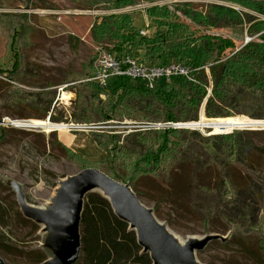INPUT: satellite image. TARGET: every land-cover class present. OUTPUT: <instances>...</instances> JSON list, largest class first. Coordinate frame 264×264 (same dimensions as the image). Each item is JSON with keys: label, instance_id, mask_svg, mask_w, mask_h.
<instances>
[{"label": "rangeland", "instance_id": "rangeland-1", "mask_svg": "<svg viewBox=\"0 0 264 264\" xmlns=\"http://www.w3.org/2000/svg\"><path fill=\"white\" fill-rule=\"evenodd\" d=\"M3 1L9 7L7 9L0 8V15L28 14L32 16L34 30L31 38L32 46L25 51L27 64L24 67V72L26 76L24 80L16 83L25 92V95H19L24 100V104L13 100L12 83L9 84L0 74V129H12L8 135L0 137V201L8 207V204H12L14 208L12 216L17 215L16 213L26 216L37 210L53 213L58 206L56 196L62 183L84 170L81 162L79 164L66 157L60 144L71 149L93 167L99 162L111 160L113 155L108 151L109 148H113V143L111 144L108 139L103 138L102 149L99 147V142L96 141L98 133L115 134L125 145H132L134 137L150 131L152 124H164V120L161 119L166 113L165 108L157 101L154 103L145 101L138 107V111L147 116L144 121L137 122L126 119L124 123L115 121L98 123L92 129H81L75 124L78 90L75 87H68L71 84L68 80H73L74 75H84L83 66L95 61L98 48L107 51L108 47H113L110 44L99 45L93 42L91 27L95 21L112 13H128L134 18L133 27L137 31L145 33L148 38H152L157 33V27L147 17L145 11L154 6L168 5L172 14H169L166 20L160 21L159 19L157 21L159 27L162 26L161 33L167 31L170 22L179 21L191 29L192 34L187 33V35L192 37L212 35L222 39L227 38L233 40L237 47H241L256 39V36L251 37L250 35V26L236 28L223 25L217 29L206 30L204 27L194 25L188 18L177 12L175 5L191 3L197 10L204 12H207L210 5H224L264 20V16H258L253 10L243 8L239 4L241 0H133V6L121 11H108L104 7H95V9L89 10L83 4L71 0ZM154 13L163 18L162 13L158 11ZM0 20L3 26L10 28L12 22L9 19L1 18ZM12 31H14L13 35L19 34L13 28ZM8 45L0 40V70L5 73L11 72L17 62L16 55L20 52L19 45L14 44L15 48H11L9 43ZM227 53L231 55L229 51ZM130 56L144 64H159L157 61L151 62L143 50L134 51ZM209 73L207 69L205 73L207 77H202L201 81L206 82L207 79L210 82ZM192 79L196 84L198 79L193 77ZM51 84L56 85L49 87ZM116 87L114 85L108 91L107 96L104 94L101 97L102 100L113 99ZM212 89L213 84L210 82L209 96ZM54 91H56L55 102L50 115L55 122L52 120L50 122L54 126H63L65 129L57 128L55 137H51L52 133L47 130L39 132L14 128L12 121L33 120L48 123L49 117L39 120L38 116L42 112L43 101L50 99L47 93ZM230 91L233 96L237 97V110L240 114L230 107L235 116L226 117V119L237 118V121H233L235 123L256 121L263 123L261 127H264V118L252 119L249 116H264V96L256 90L240 86H231ZM98 105V101L93 104L95 108ZM147 106L150 107L146 108ZM144 108L145 110H143ZM200 111L199 120L203 117L208 120L215 119L207 118L203 108ZM175 112L181 115L179 111ZM186 130L188 132L182 134V139L187 141L190 150L187 149L181 153L174 163L172 169L175 171L172 178L163 176L156 179L154 177L142 179L137 185V191L141 195L139 198L168 228L169 231H167L171 235H175L184 242L188 238L200 237L205 238V241L210 240L206 244L204 241L201 244L203 248L196 252L198 264H249L232 248H226L223 245L230 234V232L229 234L225 233L227 224H230L234 229L238 225L244 224L250 230H259L262 233V245L264 246V213L260 219L257 214L259 210L264 211V193L262 181L259 178L263 169L264 152H252L249 156L243 157L244 159H240L238 156L225 157L218 153L217 141L212 139L214 136H223L224 134H214L199 128H186ZM244 131L255 132L264 131V129L259 126H241L240 129L231 131L229 134ZM67 133L74 136L72 145L66 143ZM243 139L254 143V139L247 135H244ZM254 144L264 150V135L255 137ZM214 158L217 160L212 162ZM96 167L98 168V165ZM97 170L105 172L103 167ZM199 181L210 184L213 193H202L194 189L189 194L188 201H185L184 205L180 204L174 197L177 185L194 183L195 188V183ZM221 182L226 184L227 191H231L226 201L220 200L225 198L224 192L220 191V195H216L218 190L215 187ZM233 200L237 202L233 203ZM223 203L228 204L227 208H224ZM236 204H238V213L235 214L237 212L236 207L234 208ZM210 207L218 208L222 216L221 220L214 219L208 224L210 231L206 233L202 221L204 217H209L208 209ZM232 208L234 209L232 210ZM234 218L235 220H233ZM229 219H232V222L228 221ZM37 225L38 232L36 234H32L30 228L22 229L17 226L13 228L14 235H10V238L15 250L14 253L0 256L5 264H33L29 255L35 251L41 252L47 260L61 257L62 248L58 245L60 237L57 232L47 228L44 224ZM4 231H0V236L8 234V231ZM215 240L218 243L213 244L212 242Z\"/></svg>", "mask_w": 264, "mask_h": 264}, {"label": "trees", "instance_id": "trees-1", "mask_svg": "<svg viewBox=\"0 0 264 264\" xmlns=\"http://www.w3.org/2000/svg\"><path fill=\"white\" fill-rule=\"evenodd\" d=\"M71 1L83 4L89 10H93L95 7H104L108 11H121L134 5L133 0ZM239 4L247 10H253L258 16H264V0H241ZM8 7L6 2L0 0L1 9H7ZM169 9L170 6L166 5L162 7L154 6L145 11L147 17L157 27V33L152 38L141 35V32L133 27L134 18L131 14L112 13L101 20L95 21L91 27L92 40L99 45L110 44L113 47H108L107 51L115 54L132 55L134 51L143 50L145 56L151 62L157 61L159 65H167L173 62L183 65L189 69L193 78L198 79L197 83L195 84L184 77L173 78L168 83L164 81L159 83L157 89L150 91L140 81L132 82L128 79L125 81L117 79L111 80L108 89L103 90L99 86L86 81L89 76L96 72L94 61H91L83 66L84 75H74L73 80H68L71 83L68 87H75L78 90L76 116L74 118L76 125L94 126L98 123H110L112 121L124 123L126 119L137 122L144 121L147 116L138 111V107L145 101H151L152 103L157 101L164 106L166 113L161 119L164 120V123L197 122L201 119L206 123L237 121V118L226 119V117L235 116L230 107L240 114L237 110V97L233 96L230 91L231 86L256 90L264 96V20L224 5H210L207 12L197 10L191 3L175 5L177 12L188 18L194 25L204 27L206 30L217 29L223 25L236 28L250 26V35L251 37L256 36V39L237 47L233 40L227 38L222 39L212 35H195L193 37L187 35V33L192 34L191 29L179 21L170 22L167 31L161 33L160 30L163 29L162 26L159 27L157 21L159 19L160 21L166 20L169 14H172ZM155 11L162 13L163 18L156 16ZM1 18L9 19L12 23L9 28L3 26L0 20V40H3L6 45L9 43L11 48L19 45L20 52L16 55L17 62L11 72L5 73L0 70V74L9 84L12 83L13 100L24 104V100L19 95H25V92L17 84L24 80L26 76L24 72V67L27 64L25 51L32 46L31 38L34 33L32 16L25 13L23 15L2 14L0 15ZM12 28L19 34L13 35ZM227 51L231 55H228ZM207 69L210 72L209 81L213 84L210 96L208 94L210 82L207 79L206 82L201 81L202 77L206 76ZM113 84L117 86L114 90L116 92L114 98L107 101L102 100L101 97L104 94L108 95V91L114 86ZM54 85L51 84L49 87H54ZM47 94L50 99L48 101L42 99L44 100L43 108L38 118L39 120H45L49 117L50 120L55 122L50 114L55 102L56 91ZM97 101L99 105L95 108L93 104ZM148 107L150 106L146 108ZM202 108L207 118L215 119L208 120L203 117L199 120ZM175 111H179L181 115H178ZM249 116L252 119L264 118L261 115ZM0 131V137H5L12 129L2 128ZM184 132H188V130L169 128L147 131L135 136L132 145H125L121 142L120 137L115 134L98 133L96 141L99 142V147L101 148L103 138L108 139L111 144L113 143V148L108 150L113 155L111 160L99 162L93 167L71 149H67L60 142L58 144L63 147L66 157L75 160L79 164L81 162L84 170L86 168L96 169L97 165V169L103 167L105 173L112 179L114 178L125 185L129 184L139 198L141 195L137 191V185L142 179L149 177L156 179L163 176L172 178L175 171V169H172L174 163L181 153L190 148L187 141L182 139ZM55 135L56 133H52L51 137H55ZM244 135L254 139L255 143V137L264 135V131L234 132L223 136H214L212 139L217 141L218 153L225 157L238 156L241 159L255 151L264 152L256 144L243 139ZM216 160L217 158H214L212 162ZM262 167L259 178L262 181L264 193V161ZM196 183L195 188L194 183L177 185L174 197L178 199L180 204L184 205L185 201H188L189 194L194 189L202 193H213L210 184L200 181ZM215 188L218 190L216 192L218 196L220 191L224 192L223 196L225 198H221V201H226L228 195L231 194V191L226 190V184L223 182ZM232 202L236 203L237 201L233 200ZM223 204L224 208H227L228 204ZM8 205L9 207L0 201V231H8V234L5 233L0 236V256L14 253L15 248L12 245L10 235H14L13 228L15 226L22 229L30 228L32 234L38 232V225L31 219L20 213L12 216L14 208L12 204ZM235 207L237 209L238 204ZM208 211L210 212L209 217H204L202 221L206 233L210 231L208 224L214 219L221 220L222 216V213L216 207H210ZM236 213H238V209ZM263 213V210L258 211L259 219ZM82 214L80 226L82 253L76 264H153L151 255L143 251L140 246L136 232L113 212L110 202L101 193H89L85 197ZM228 221L232 222V219ZM238 226L234 229L230 224H227L225 233L229 234L230 232V234L223 246L232 248L237 255L249 264H264L262 233L259 230H250L244 224ZM212 243L218 242L215 240ZM29 256H31L33 264H42L47 260L45 255L37 251L31 252Z\"/></svg>", "mask_w": 264, "mask_h": 264}, {"label": "water", "instance_id": "water-1", "mask_svg": "<svg viewBox=\"0 0 264 264\" xmlns=\"http://www.w3.org/2000/svg\"><path fill=\"white\" fill-rule=\"evenodd\" d=\"M48 124H51L50 118ZM14 128L25 130L18 126ZM27 130L45 131L44 127L34 126ZM50 132L55 133L57 130L51 129ZM61 186L56 198L58 206L53 213L37 210L26 215L33 222L55 230L60 237L58 245L62 248L61 257L48 259L42 264H76L80 260V226L85 197L94 192L108 199L113 212L136 232L140 246L151 255L153 264H198L196 252L203 248L201 244L206 239L200 237L195 238V241L188 238L184 250L179 251L165 234L168 228L141 202L129 184L118 182L100 170L86 168L66 179ZM0 264H5L1 257Z\"/></svg>", "mask_w": 264, "mask_h": 264}, {"label": "built area", "instance_id": "built-area-1", "mask_svg": "<svg viewBox=\"0 0 264 264\" xmlns=\"http://www.w3.org/2000/svg\"><path fill=\"white\" fill-rule=\"evenodd\" d=\"M141 35L145 36L146 34L141 33ZM97 52L98 53L94 61V69L96 72L89 76L86 81L99 86L103 90L108 89L111 80L117 79L124 81L128 79L132 82L140 81L150 91L157 89L159 83L163 81L168 83L173 78L184 77L187 80L193 82L189 69L174 62L167 65H148L138 61L135 57L130 55L115 54L106 50L103 51L102 48H98ZM78 127L81 129H92L93 125H78ZM150 127V131L161 129L165 130L169 128L177 130L191 128L185 123L178 124L172 122L164 124L155 123ZM259 128L264 129V127L261 126H259Z\"/></svg>", "mask_w": 264, "mask_h": 264}, {"label": "bare ground", "instance_id": "bare-ground-1", "mask_svg": "<svg viewBox=\"0 0 264 264\" xmlns=\"http://www.w3.org/2000/svg\"><path fill=\"white\" fill-rule=\"evenodd\" d=\"M67 96V95H66ZM12 124L14 126H18L20 128H24L25 130L34 127H44L45 130L47 131H51V129H57V128H64L63 126H59V125H52V124H48L46 122L43 121H26V122H18V121H12ZM263 123L260 122H240V123H235L233 121H226V122H212V123H206L203 121V119H201L200 121H197V123L193 122L188 124L189 127H191L192 129H201V130H208L213 132L214 134H226V133H230L231 131L240 129L241 126H262ZM50 129V130H49ZM74 141V136L71 133H67L66 136V143L68 145H72ZM60 190V189H59ZM58 190V191H59ZM59 192H57V196H58ZM56 196V198H57ZM165 234L168 237L169 240L173 241V243L175 244L176 248L180 251V250H184V244L185 242L181 239H179L178 237H176L175 235H171L167 230H165ZM192 240H195V238H192ZM196 241V240H195ZM199 243V242H198Z\"/></svg>", "mask_w": 264, "mask_h": 264}]
</instances>
